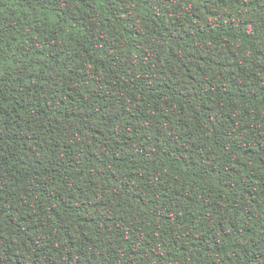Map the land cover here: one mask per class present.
Returning a JSON list of instances; mask_svg holds the SVG:
<instances>
[{
    "label": "trees",
    "instance_id": "trees-1",
    "mask_svg": "<svg viewBox=\"0 0 264 264\" xmlns=\"http://www.w3.org/2000/svg\"><path fill=\"white\" fill-rule=\"evenodd\" d=\"M0 264H264V0H0Z\"/></svg>",
    "mask_w": 264,
    "mask_h": 264
}]
</instances>
